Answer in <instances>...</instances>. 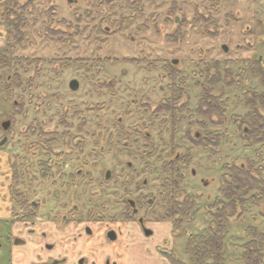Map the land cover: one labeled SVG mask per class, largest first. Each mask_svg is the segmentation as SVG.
I'll list each match as a JSON object with an SVG mask.
<instances>
[{"label":"rangeland","instance_id":"1","mask_svg":"<svg viewBox=\"0 0 264 264\" xmlns=\"http://www.w3.org/2000/svg\"><path fill=\"white\" fill-rule=\"evenodd\" d=\"M2 1L5 0H0V6ZM174 2L180 4L181 11H172L171 18L174 20L177 14L181 17L185 15L186 23L189 26L197 24L195 23L197 21L194 20L197 14L200 15L197 12L206 14L209 5V0H165L161 10L169 12L173 8ZM230 2H233L232 8L242 7L243 12L249 8V18L254 23L255 29L250 35L251 37L246 39V36L241 34L239 25L224 24L225 18H227L224 15L229 10L228 7H224L223 14L219 16L222 28L218 36L205 35L203 27H200L202 29L199 31H191L190 36L182 44H167L163 34L146 28L145 23L149 10L148 13L146 10L144 15L140 14L138 20L128 24L121 33H116L106 39L105 43L94 42L90 39L93 35L92 23L89 24L87 30L90 38H78L68 48L61 46V42L56 40L46 39L48 41L45 43L41 37H38L40 36L38 32H35L31 37L34 43L27 48L28 54L46 57L57 55V58L53 63L45 61L42 66L34 63L27 73L24 72L25 83H27L26 79L29 75L35 76L33 105L42 103L39 105L41 107L39 113L36 112L34 106H31L27 118L15 116L12 106L15 96L11 97L6 93L0 94V122L9 116L15 121L12 131L8 132L9 134L0 129V140L6 135L8 141L11 139L10 142L14 144V146L9 145L7 141L5 147L0 146V213L6 211L11 200V191L5 185L8 181L5 179L4 170L7 162H13L11 158L6 160L2 156L6 157L5 152L8 154L19 153L20 156L26 154L22 148V141L18 140L20 132L24 128L30 127V124L36 127L41 126L45 131L55 130L58 134L70 130L78 132L77 126L81 122L77 118H68L67 122H71L73 126H62L59 118L64 109L73 113L78 111L86 120L82 134L89 151L87 169L90 173L89 177L92 178L87 183L88 191L84 200L92 199L98 203L105 200L106 214H115L122 210L121 206L114 204V200L119 198L114 195L115 189H118V195H126L130 198H135L140 193L155 198L156 204L151 210L156 215L149 211L147 218L143 219L145 231L141 232L138 226L141 224V220L115 225L118 229L124 227L126 230L122 250L127 255L129 262L133 264H174L169 258V255L172 254L179 262L178 264H193L192 255L187 251L189 238L205 233L209 227L208 206L218 194L222 166L225 163L240 165L247 158L255 159L257 166H262L264 161V149L260 145L245 146L242 134L238 129L239 125L236 123L237 121L232 120L244 117L248 112L244 105L245 89L264 92V84H261L257 78L247 82L242 79L240 83L234 85H229L226 82L217 84L213 93L220 97L222 106L227 110L226 122L222 125H215L202 118L208 123L205 128L197 123L200 118L195 112H186V118L177 124L175 131L171 118H168L169 115L156 113L155 108L169 96L168 85L171 81L164 69L166 61L177 59L178 68L183 75L188 76L185 89L190 97V106L195 108L201 92L196 82L202 79L200 73L206 63L212 64L217 61L220 64L223 63L225 55L219 48L222 44L229 46L230 60L238 61L247 55L252 56L254 51L264 53V46L259 43L262 27L257 24L259 6L264 3V0L228 1L229 4H231ZM38 3L46 7L51 4V0H39ZM55 3L59 4L61 16L72 17L69 15L71 8L68 6V0H55ZM71 3H73L72 7H76L78 4L86 5L84 0H71ZM253 13H255L254 16H252ZM81 24L85 25L83 22ZM35 27L39 29L40 24L37 23ZM35 27L31 32L35 31ZM111 28L117 29L118 26L112 24ZM174 28L173 24L169 25V31H173ZM4 33L1 23L0 49L5 46ZM129 34L131 36H126ZM85 40L92 42L87 45ZM249 42H252L254 51L245 50L246 43ZM238 43L241 47L235 50ZM73 45H77L78 48H74ZM78 55H132V57H140L141 63L117 62L106 66L89 63L82 67L77 64L66 67L61 61L65 56ZM37 66L38 71L35 70ZM240 66L242 64L239 61L233 63L231 67L234 72H239ZM12 71L13 69L6 66L0 68V87L4 86ZM99 71L100 73H98ZM235 76L237 78V75ZM73 79L78 80L80 84L76 91H71L69 88V83ZM98 80L100 82L115 81L116 86L112 90L99 88L95 84ZM31 92L32 89L29 91V95ZM22 93L17 90V94ZM87 102L91 104L96 102L104 109L93 113L88 112L86 111ZM180 102H186V98ZM120 118L121 121H119ZM191 121L195 122V126L191 129L192 134L193 132L204 133V130L224 133L225 139L221 146V153L211 157L209 151L189 143L186 132L190 128ZM144 133H149L151 137L144 138ZM33 138L35 139V137ZM173 151L191 152V161L183 170L182 186L186 191L201 196L193 213L192 221L183 224L181 230L176 234L173 233V222L162 218V194L166 192L163 183L168 175L163 166L167 160L172 158ZM260 152L261 160L258 158ZM28 156L33 157L32 155ZM37 157H40L39 153ZM128 163L131 164V167L128 166ZM108 170L111 172V181L101 182L104 192H101L100 196L93 195L92 188H98L100 185L95 181L97 179L104 180V173ZM262 175L264 177V167ZM128 178L130 181L124 182ZM144 179L147 180L146 186L142 185ZM137 184L139 186H136ZM126 187L129 188L127 192L130 190V193L124 192ZM44 193L41 192L40 195ZM263 214L264 203L259 207L249 205L248 210L240 219L229 221L225 235L226 260L224 264H243L244 247L249 239L245 230L248 227H257L264 232ZM141 218H143V214H141ZM1 227H5L6 231L10 230L5 223L2 224V220L0 221V233L2 232ZM150 229L153 230L152 235L147 233ZM160 250H165V253L161 255ZM165 255L169 256L170 261L164 258Z\"/></svg>","mask_w":264,"mask_h":264},{"label":"trees","instance_id":"2","mask_svg":"<svg viewBox=\"0 0 264 264\" xmlns=\"http://www.w3.org/2000/svg\"><path fill=\"white\" fill-rule=\"evenodd\" d=\"M84 1L86 3L85 6L78 4V6L72 7L73 3L68 0V6L71 8L69 12V15H72L71 18L64 15L61 16L59 4L55 3V0H51V4L46 7L39 5V0H5L2 3L5 7L4 10H0V24H3L6 39L4 48L0 49V68L6 66L13 69V71L8 76L4 86L0 87V94L6 93L11 97L15 96L12 105L15 116L27 118L31 106L35 107L37 113L41 111L39 105L42 103L33 105V88H35L33 82L35 76L29 75L26 79L27 83H25L24 72L27 73L34 63L42 66L45 61L53 63L57 58V55L46 57L28 54L27 48L33 45L34 40H31V37L35 32H38L40 35L38 37H41L45 43L48 41L46 39L56 40L61 42V46L68 48L78 38H90L87 30L89 24L92 23L93 35L90 39L94 42L105 43L106 39L111 38L116 33H121L128 24L130 25L131 22L137 21L140 14L144 15L145 11L147 10L148 13L149 10L147 22L145 23L146 28H150L158 34H163L167 44H182L190 36L191 31H199L202 29L200 27H203L205 35L218 36L222 28L219 16L223 14L224 7H228L229 10L224 15L227 17L224 24L239 25L241 34L245 35L243 8H232L233 2H230L231 4L228 3L230 0H209L207 13L197 12L200 15L197 14L194 17V20L197 21L195 26H189L186 23L187 18L185 15L181 17L177 14L180 17L178 22L171 18L172 11H181V6L178 2H174L173 8L166 12L161 10L165 0ZM222 1L225 2L222 3ZM81 22L85 25H82ZM37 23L40 24L39 29L35 27ZM112 24L118 26V28L112 29ZM170 24L175 27L173 31H169ZM34 27L35 31L31 32ZM126 36H131V34ZM91 40L89 42H92ZM84 42L87 45L89 44L86 40ZM73 47L78 48L77 45H73ZM246 49L247 47L245 46ZM221 51L225 55L223 63L220 64L218 61L212 62V64L206 63L200 73L202 79L198 80L196 85L200 87L201 92L195 108L190 106V97L185 89L188 76L183 75L178 66L174 65L170 60L165 62L164 69L171 81L168 85L169 96L156 106L155 112L168 114L175 131L177 124H180L183 118H186V112H195L200 118L197 123L205 128L208 123L203 119H207L215 125H222L226 122L227 110L222 106L220 97L213 93L217 84L226 82L229 85H234L235 83H240L242 79L247 82L253 78L259 79V82L264 84V56L261 53L255 52L252 57L240 58L236 61L228 58L229 53H225L222 49ZM260 56H262L261 59ZM61 61L64 62L66 67L75 64L82 67L89 63L103 66L117 62L138 64L141 63V58L132 57V55H78L65 56ZM239 61L242 66H240L239 72H234L231 66ZM37 68L38 66L35 68L36 71H38ZM235 75H237V78ZM95 84L99 88L110 90L116 86L115 81L100 82L98 80ZM31 89L32 92L29 95ZM17 90L23 93L17 94ZM183 98L184 100L186 98V102H180ZM87 103L86 111L88 112L93 113L104 109L96 102L95 104ZM244 105L248 109L245 116L233 118L232 120L237 121L236 123L239 125L238 129L242 134L245 146L261 145L264 148V92L245 89ZM139 107H141L140 104ZM79 113L78 111L73 113L64 109L59 116L62 126L69 124L67 120L70 117L84 118ZM119 121H121V118ZM194 126L195 122L191 121L190 128L186 132L189 143L209 151L211 157L221 153V146L225 139L224 133L204 130V133L193 132L192 134L191 129ZM28 128H31L32 132L41 131V136L37 138L41 142L39 145L45 151L50 152V140L53 138L54 133L45 131L43 127L36 128L32 124ZM143 136L146 139L150 138L149 133H144ZM30 141L27 148H35V139L31 138ZM191 157L190 151L186 153L173 151L172 158L167 160L163 166L164 171L168 175L163 183V188H165L166 192L162 194V218L173 222L174 234L181 230L183 224L192 221L193 213L201 198L200 195L186 191L182 186L184 180L183 170L189 165ZM18 163L19 158L16 155L15 159H13V164ZM256 163L255 159L247 158L240 165L225 163L222 166L218 194L208 206L209 227L205 233L196 237L190 236L189 238L187 251L192 255L193 264H224L226 260L225 235L229 221L240 219L248 210L249 205L259 207L264 203L263 168L261 165L257 166ZM72 176L74 177V175ZM12 178L10 191L11 196L16 201L15 197L21 194L16 168ZM145 202L150 204L148 199ZM138 204L140 206L142 202ZM155 204L156 201L150 208L154 207ZM126 205L128 212L123 216V219L136 220L137 216L133 214L130 203L127 202ZM245 233L249 239L244 247L243 264H263L264 232L257 227H248ZM171 255H169L170 257L168 256L170 260L174 264H178L179 262L176 258Z\"/></svg>","mask_w":264,"mask_h":264},{"label":"flooded vegetation","instance_id":"3","mask_svg":"<svg viewBox=\"0 0 264 264\" xmlns=\"http://www.w3.org/2000/svg\"><path fill=\"white\" fill-rule=\"evenodd\" d=\"M4 7L2 4L0 10H4ZM258 11L257 24L262 27L259 43L264 46V3L259 6ZM244 15L247 39L255 29L254 23L249 18V8L246 9ZM254 15L255 13L252 14V16ZM179 20L180 17L175 16V21ZM239 46L238 43L237 49ZM228 47L226 44H222L219 48L225 53H230ZM246 47L248 51L253 50L252 42L247 43ZM261 54L264 56V53ZM261 58L262 56H260ZM170 61L174 65L178 64L177 59ZM77 119L81 122L77 126L78 132L70 130L58 134L55 130H48V132L54 133L50 140V152L45 151L39 145L41 142L37 138L41 136V131L32 132L31 128L26 127L20 132L18 140L22 141V148L27 156L26 154L20 156L19 153L14 152L11 154L5 152L6 157L2 156L6 160L9 158L13 160L16 155L18 156V164L7 162L4 176L8 181L5 185L10 190L12 176H14L16 168L21 194L15 197L16 201L10 195L9 206L6 211L0 213V221L2 220V224L5 223L10 229L6 231L5 227H1L0 264H133L129 262L127 255L122 250L126 230L124 227L118 229L115 225L141 220V224L138 226L141 232L145 231L143 219H146L149 211H152L150 207L154 204V197L140 193L137 197L130 198L126 195H118V189H115L114 195L119 198L114 200V204L122 207L121 212L115 214H106L105 200H103L104 202L101 200L102 202L99 203L92 199L84 200L88 191L87 183L92 178L89 177L90 173L87 169L89 151L82 134L86 120L85 118ZM6 122H9V125L5 129L4 123ZM14 123V119L10 116L4 118L0 122V129L5 133H10ZM68 125L73 126L71 122ZM33 137H35L36 147L28 149L27 145L30 144ZM7 141L8 137L5 135L0 140V146L2 148L7 144L14 146L13 142H10L11 139L8 143ZM262 149L264 148L262 147ZM38 153L40 157H37ZM258 155L261 160V152ZM128 166L131 167V164L128 163ZM263 167L264 161L262 162ZM110 173L109 170L106 171L104 180L97 179L95 181L100 185L98 188H92L93 195L100 196L101 192H104L101 182H110ZM129 181L130 178L124 180L126 183ZM146 184L147 180L144 179L142 185L146 186ZM128 189L126 187L124 192H127ZM41 192L45 193L40 195ZM127 193H130V190ZM146 199L150 204L144 203ZM127 202L130 203L133 214L137 216L136 220L123 219V216L128 212ZM139 202H142L140 206ZM141 214H143V218H141ZM153 214L156 215L155 212ZM152 232L151 229L147 231L150 235ZM163 253L165 250H160V254L163 255ZM164 258L169 260L167 255Z\"/></svg>","mask_w":264,"mask_h":264},{"label":"water","instance_id":"4","mask_svg":"<svg viewBox=\"0 0 264 264\" xmlns=\"http://www.w3.org/2000/svg\"><path fill=\"white\" fill-rule=\"evenodd\" d=\"M225 50H227V48H225ZM69 88L71 90H73V91L78 90V88H79V81L76 80V79L71 80L70 83H69ZM8 125H9V122L4 123L5 129L8 127Z\"/></svg>","mask_w":264,"mask_h":264}]
</instances>
